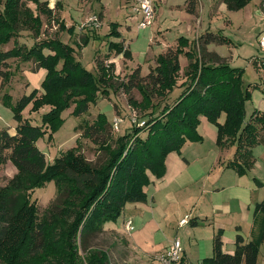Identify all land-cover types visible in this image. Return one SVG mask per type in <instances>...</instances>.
I'll return each instance as SVG.
<instances>
[{"label":"trees","instance_id":"16d2710c","mask_svg":"<svg viewBox=\"0 0 264 264\" xmlns=\"http://www.w3.org/2000/svg\"><path fill=\"white\" fill-rule=\"evenodd\" d=\"M252 1L223 0V3L228 10L239 11ZM261 2L264 6V0ZM29 3L36 5L37 11L48 19L56 20L48 1L0 0V77L9 80L10 72L5 68L11 59L33 60L38 69L46 67L48 70L41 89H35L13 106L17 122L15 134L0 129V167L10 161L17 170L0 187L1 264H43L52 245L55 250L67 253L65 264H83L71 240L79 234L80 242L85 246L87 239L102 232L107 222L116 221L128 203H145L149 173L162 177L165 160L171 152L180 153L189 140H201L198 133L201 116L217 128L218 147L236 148L226 167L236 170L239 175H245L253 168L255 158L252 149L258 144V135L264 129V113L254 110L247 118L252 86L244 83V68L233 67L217 53L209 52V45L228 42L212 32L200 37L193 52L187 49L191 46L189 40L180 37L175 48L170 47L159 55L156 67L148 74H143L140 67L130 74L124 89L128 93L134 89L140 91L143 101L132 103L144 108L145 112L152 110L148 114L151 119L145 122V126H134L130 133L120 137L116 148L107 152L109 156L105 163L93 165L83 153L78 152L79 147L60 154L49 163L37 146V140L45 134V124L49 123L55 130L60 112L72 105L75 106L74 114L87 113L90 105L97 102L102 87L110 84V79L106 78V67L102 63H98L100 76L81 67L74 59L75 50L58 38L36 41L30 48L21 45L19 39L23 31L33 29V36L37 39L42 34V21L33 14ZM186 9L197 15L198 1L187 0ZM61 27L64 29V24ZM68 31L73 34L74 27ZM110 35L119 36L120 33L114 29ZM88 40L82 39L84 44ZM11 42L13 48L4 50ZM45 50L54 54L45 55ZM108 50L115 57L122 55L127 61L133 59L132 51L123 41H109ZM181 55L188 59L186 69L181 65ZM59 58L64 61L61 69L56 66ZM114 67L111 64L108 71ZM182 71L186 81L179 87ZM176 88L181 93L171 105L164 103L157 115L153 103L155 95L162 99L170 98ZM4 101L9 104L7 99ZM32 104L33 109L44 104L53 105L52 114L44 118L42 126L33 125L22 116ZM223 115L224 123L220 122ZM109 126L105 115L99 114L93 125L86 126L84 135L97 143L101 141L102 148H108L103 136L108 133ZM143 132L147 135L145 138L141 137ZM51 180L56 181L60 202H53L46 215L53 217L54 210L61 206L75 213V223L68 237L53 244L55 224L47 220L38 221L37 208L32 202L35 189ZM260 213L264 216V200L254 207V216ZM222 236V231L215 235L213 255L204 259V264H257L264 244V220L258 236L252 241L247 242L238 230L234 254L223 251ZM88 264L109 263L105 254L93 250ZM180 264H185L183 258Z\"/></svg>","mask_w":264,"mask_h":264},{"label":"rangeland","instance_id":"374dc122","mask_svg":"<svg viewBox=\"0 0 264 264\" xmlns=\"http://www.w3.org/2000/svg\"><path fill=\"white\" fill-rule=\"evenodd\" d=\"M42 1L51 2V0ZM52 1L55 2L53 17L56 20L48 19L47 16L37 11L36 5L29 3L33 14L42 21L40 26L42 34L37 39L33 36V29L23 31L19 39L20 44L30 48L36 41L58 38L63 44L75 50L74 59L80 63V66L96 76L101 75L98 63L104 64L106 67L104 72L106 78L110 79V84L102 87L97 102L90 105L87 113L79 116L74 114L75 106L72 105L69 109H63L60 112L55 130H52L49 123L45 124L43 128L45 134L37 140V146L46 155L49 163L60 154L79 147L78 152L83 153L93 165L99 166L107 160L109 149L116 148L120 137L130 133L134 126H145L144 123L151 119L148 114L152 110L145 112L144 108L134 106L132 102L139 104L143 101V97L137 89L126 92L124 84L128 82L130 74L138 67L142 69L143 74H148L152 68L156 67V59L159 55L170 47L175 48L180 37L189 40L191 46L187 49L192 52L196 42H199L200 37L206 35L207 32L224 37L229 43L211 44L208 46L209 52L224 57V61L232 66L244 68L245 84L248 85L249 81L253 82L250 79L260 81L259 77H263L264 82V71L258 73L254 63L262 62L264 59V51L258 44V36L264 32V6L261 0H253L239 11L228 10L223 0H197V15L187 11L185 7L187 0H153L155 17L152 24L146 28L139 27L140 18L133 9V0ZM95 15L99 19L98 26L92 24L89 27H83L88 18ZM63 24L64 29L61 27ZM71 27H74L73 34L68 31ZM114 29L120 33L119 36L110 35ZM85 38H89L87 44L82 41ZM109 41H125L126 45L130 46L133 59L127 61L122 55L113 56V53L108 50ZM13 45L11 42L4 47V50L13 48ZM44 53L45 55L54 54L49 50H45ZM60 59L56 65L58 69H61L64 63ZM180 60L182 67L186 69L189 64L188 59L181 55ZM111 64L115 67L109 72ZM5 69L10 72V77L7 81L0 77V129H7L10 134H15L17 122L13 106L22 97L29 96L35 89H41L48 70L46 67L38 69L33 60L23 62L19 59L9 60ZM183 71L180 73L179 87L186 81ZM178 88L172 92L170 98L162 99L155 95L153 103L158 111L157 115L164 103L171 105L176 96L181 93ZM4 99H7L9 104H6ZM33 106V104L30 105L22 116L31 121L33 125L42 126L44 118L52 114L53 105L44 104L37 109H33ZM251 106L248 103L247 118L251 115ZM99 114H104L110 124L108 133L103 136L108 148H102L101 141L97 143L84 135L86 126L93 125ZM224 118L225 115L220 120L223 121ZM118 119L121 122L116 128L114 121ZM146 136V133H141L142 138ZM183 147L181 150L184 149ZM16 173L17 170L10 161L3 164L0 167V187L4 186ZM59 195L55 180L45 182L32 194V202L34 201L35 204H33L37 208L38 221L47 220L55 224L56 231L52 244L65 236L68 237L75 223V213L71 209H64L65 206L54 210L53 217L46 215L53 202H60ZM129 204L116 221L107 222L102 232L88 238L85 246L81 244L79 234L77 238L76 235L73 236L71 242L77 249V257L83 264H88L93 250L105 254L109 264H158L156 257H146L131 246L129 234L118 233L113 227L111 228V226H116L123 231L124 219L129 217L135 218V227H137L141 217L149 210L146 205L144 207L147 210L142 207L143 205H140L138 210L130 209ZM186 214L183 211L178 219L186 217ZM153 216L159 219L158 214L153 213ZM185 229L186 227L182 229L172 225L168 231L169 237L172 242L177 238L182 239L187 255L194 261L192 264H198V259L208 255L207 251L211 248L212 242L207 240L209 237L206 236L207 233L204 230H195L197 242L193 240L194 236L191 237ZM66 256V252L61 253L52 245L43 264H57L60 261L65 264ZM201 264L204 263L201 261Z\"/></svg>","mask_w":264,"mask_h":264},{"label":"crops","instance_id":"0c3cea01","mask_svg":"<svg viewBox=\"0 0 264 264\" xmlns=\"http://www.w3.org/2000/svg\"><path fill=\"white\" fill-rule=\"evenodd\" d=\"M54 3L52 0L49 3L52 9ZM125 46L130 48L126 43ZM254 63L257 72L262 73L264 59ZM262 78L259 77L260 81L250 79L253 82L248 83L252 86V100L249 102L252 112L259 110L264 113ZM224 121L225 118L220 120L222 123ZM198 130L202 137L200 141L186 142L180 153L174 151L167 156L162 177L149 173L150 181L145 187L147 201L129 204L130 209L138 210L140 205H146L149 209L144 207L147 211L139 220L138 226L135 227L134 217L124 219L123 231L119 227L111 226L118 233L129 234L131 246L146 257L154 256L158 259L169 248L172 241L168 231L172 225L182 229L186 227L185 230L197 242L195 230L206 231V236L209 237L207 240L212 242L211 248L207 251L208 255L198 259V264L212 257L213 240L219 231L223 233V251L227 254L235 253L238 230L247 242L259 234L264 216L260 213L255 217L254 207L264 200V129L258 135V144L252 149L254 166L245 175H239L236 170L226 167L236 148L218 147V130L205 116L200 117ZM183 211L187 213L186 217L190 216V220L182 226L180 222L185 216L180 219L178 216ZM153 213L158 214L159 219ZM129 220L134 227L131 231L127 228ZM176 221L178 222L175 223ZM181 242L184 249L183 260L185 264H192L194 261L187 255L182 239ZM257 264H264V244L261 246Z\"/></svg>","mask_w":264,"mask_h":264},{"label":"built area","instance_id":"2783aa9c","mask_svg":"<svg viewBox=\"0 0 264 264\" xmlns=\"http://www.w3.org/2000/svg\"><path fill=\"white\" fill-rule=\"evenodd\" d=\"M133 9L140 18L139 20L140 28H146L152 24V21L154 20L155 17V7L153 6V0H134ZM98 22L99 19L95 15L88 18L87 22L83 25V27H89L92 24L98 26ZM258 44L260 46V49L264 51V32L258 36ZM114 122H115V127L118 128V125L121 122L120 119ZM189 220H190V216H187L186 218L181 220L180 225L183 226L187 224ZM127 228L129 231L134 229L133 222L131 220L127 222ZM183 251L184 249L181 239L177 238L172 242L169 248L158 257L157 260L159 264H180L183 258Z\"/></svg>","mask_w":264,"mask_h":264}]
</instances>
